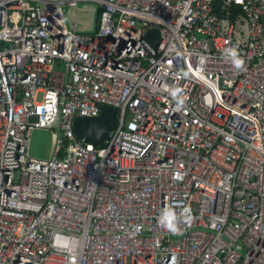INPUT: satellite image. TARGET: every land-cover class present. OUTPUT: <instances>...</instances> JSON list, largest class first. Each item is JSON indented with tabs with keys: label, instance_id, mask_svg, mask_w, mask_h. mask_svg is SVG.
Here are the masks:
<instances>
[{
	"label": "built area",
	"instance_id": "obj_1",
	"mask_svg": "<svg viewBox=\"0 0 264 264\" xmlns=\"http://www.w3.org/2000/svg\"><path fill=\"white\" fill-rule=\"evenodd\" d=\"M0 264H264V0H0Z\"/></svg>",
	"mask_w": 264,
	"mask_h": 264
},
{
	"label": "water",
	"instance_id": "obj_2",
	"mask_svg": "<svg viewBox=\"0 0 264 264\" xmlns=\"http://www.w3.org/2000/svg\"><path fill=\"white\" fill-rule=\"evenodd\" d=\"M67 16L69 23L79 30L92 28L96 17L94 9L79 7L78 5L71 6ZM147 36L154 45L157 44L159 32L156 28L149 30ZM118 121V108L102 104L98 115L78 116L74 120V130L76 135L86 142L103 145L110 136L111 131L117 126Z\"/></svg>",
	"mask_w": 264,
	"mask_h": 264
},
{
	"label": "rangeland",
	"instance_id": "obj_3",
	"mask_svg": "<svg viewBox=\"0 0 264 264\" xmlns=\"http://www.w3.org/2000/svg\"><path fill=\"white\" fill-rule=\"evenodd\" d=\"M82 7H89L95 10V25L98 18L97 5L94 2H82ZM84 17V16H83ZM82 18V17H81ZM52 130L49 128H35L31 135L29 147V155L34 158L46 159L49 158L52 151L53 140Z\"/></svg>",
	"mask_w": 264,
	"mask_h": 264
},
{
	"label": "clouds",
	"instance_id": "obj_4",
	"mask_svg": "<svg viewBox=\"0 0 264 264\" xmlns=\"http://www.w3.org/2000/svg\"><path fill=\"white\" fill-rule=\"evenodd\" d=\"M227 53V59L231 61L232 65L236 69H240L243 67L244 60L239 55L237 49L230 48L225 50ZM190 210L184 209L180 216L171 209L167 208L164 210L163 215L158 217L160 225L167 231L171 232L172 234H179V227H178V220L183 217L186 221L188 219V214Z\"/></svg>",
	"mask_w": 264,
	"mask_h": 264
}]
</instances>
